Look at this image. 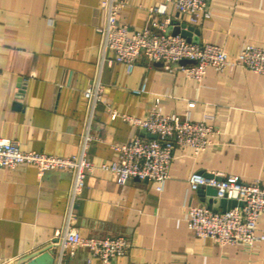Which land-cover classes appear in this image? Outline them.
<instances>
[{"label": "crops", "instance_id": "1", "mask_svg": "<svg viewBox=\"0 0 264 264\" xmlns=\"http://www.w3.org/2000/svg\"><path fill=\"white\" fill-rule=\"evenodd\" d=\"M125 1L120 19L130 31L143 29L149 8L165 2ZM101 3L0 0V139L16 140L25 151L69 157L80 153L88 132L85 157L98 166L115 158L113 144L142 136L120 118L110 120L107 109L145 118L158 105L164 114L192 121L211 117L219 133L197 155L187 146L174 148L162 191L150 181L121 183L95 169L85 177L72 220L84 237L127 238V253L112 264H264V241L250 248L220 246L187 229L188 207L205 206L212 197L205 187L190 190L189 175H233L264 185V75L238 66L208 67L197 81L144 57L130 72L122 63L108 67L101 59ZM208 12L196 24L170 4L165 14L173 26L190 27L193 40L219 46L230 58L246 44H264V0H209ZM184 61L179 65L189 63ZM21 77L28 79L19 92ZM97 83L103 86L102 103L90 118L83 91ZM73 179L71 171L38 175L25 164L0 168V264H14L53 243L55 231L65 226ZM263 233L264 214L256 227L257 235ZM89 258L82 247L66 256L67 264H87ZM90 264L101 262L91 257Z\"/></svg>", "mask_w": 264, "mask_h": 264}, {"label": "built area", "instance_id": "2", "mask_svg": "<svg viewBox=\"0 0 264 264\" xmlns=\"http://www.w3.org/2000/svg\"><path fill=\"white\" fill-rule=\"evenodd\" d=\"M169 4L181 17L187 16L190 24L209 17V0H165L149 8L143 29L130 31L127 23L120 19L126 1L102 0L105 23L98 29L102 36V62L108 67L122 63L130 72L139 57H144L148 63L159 62L165 69L176 68L197 81H201L208 67L221 70L238 66L264 75V44H246L234 58H230L219 46L190 42L180 34L168 31L174 25L173 19L165 14ZM184 60L189 63L179 65ZM27 79L21 77L19 92ZM102 91L103 86L99 83L83 91L89 105L90 118L95 107L102 103ZM142 91L134 90L135 93ZM107 112L110 120L120 118L157 138L137 135L126 142L113 144L111 149L115 158L98 166L85 157L86 143L92 139L88 132L84 135L80 153L69 157L25 151L16 140L0 139V168L25 164L35 167L38 175L51 170L71 171L74 174L65 226L62 231H55L51 241L59 249L54 253V264H67V254L78 247L89 251L87 264H90L91 257L98 258L101 264H112L113 259L125 255L130 247L129 241L123 236L88 238L82 236L74 225L72 208L84 189L88 173L95 169L106 171L116 176L121 183L131 178L150 181L160 192L169 178L174 148L187 146L197 155L210 145V138L219 133L215 125L208 122L211 117L192 121L189 117L164 114L158 105L148 110L145 118L120 114L110 109ZM187 183L190 190H197L200 186L209 187L215 190L216 198L240 203L224 211H215L204 205L189 206L187 229L195 237L210 239L220 246L242 245L248 248L257 240L264 241V233L256 234L258 218L264 214V185L259 180L246 183L233 175L218 179L193 173L187 178Z\"/></svg>", "mask_w": 264, "mask_h": 264}, {"label": "water", "instance_id": "3", "mask_svg": "<svg viewBox=\"0 0 264 264\" xmlns=\"http://www.w3.org/2000/svg\"><path fill=\"white\" fill-rule=\"evenodd\" d=\"M173 34H180L181 36L185 37L188 41L198 43V41H195L192 39L191 36V30L190 27H187L186 24H182L180 26H172L168 28V31H171ZM189 62V61H184ZM140 134L143 137L150 138V139H156L157 136L150 134L146 132L145 130H141ZM146 181V180H145ZM207 189H211L210 195L212 197H208L204 200L205 206L212 210H217L216 207L219 206L222 208L221 211L227 210L231 207H234L237 203L235 200H225V199H218L215 195V190L209 187H205ZM203 189L202 186L198 187V191H201ZM209 191V190H208ZM56 249V245L49 244L44 247H41L40 249H37L36 251L30 253L29 255L18 259L14 264H54V250Z\"/></svg>", "mask_w": 264, "mask_h": 264}]
</instances>
